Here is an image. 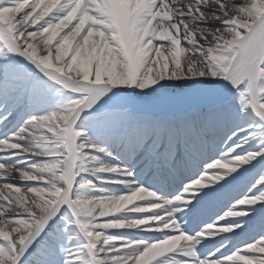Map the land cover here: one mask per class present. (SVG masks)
<instances>
[{"label":"snow or ice","instance_id":"obj_1","mask_svg":"<svg viewBox=\"0 0 264 264\" xmlns=\"http://www.w3.org/2000/svg\"><path fill=\"white\" fill-rule=\"evenodd\" d=\"M0 264H264V0H0Z\"/></svg>","mask_w":264,"mask_h":264}]
</instances>
